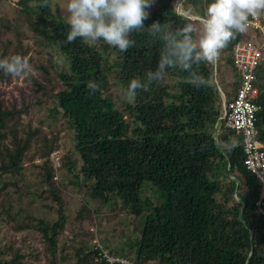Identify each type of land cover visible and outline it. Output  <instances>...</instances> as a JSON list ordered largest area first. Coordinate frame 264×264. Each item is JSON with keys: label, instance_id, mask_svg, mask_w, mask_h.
Returning a JSON list of instances; mask_svg holds the SVG:
<instances>
[{"label": "trees", "instance_id": "trees-1", "mask_svg": "<svg viewBox=\"0 0 264 264\" xmlns=\"http://www.w3.org/2000/svg\"><path fill=\"white\" fill-rule=\"evenodd\" d=\"M184 2L187 9L200 5L202 9L192 10L193 16L203 15L205 0ZM50 3L48 0L44 6V0H17L15 4L29 30L65 60L63 70L54 76L40 65L39 79L31 81L33 91L51 102L50 117L61 113L68 122L81 161L77 171L69 167L76 183H90L87 189L92 198L105 204L117 200L140 220V235L130 247L135 262L264 264V217L255 204L259 182L244 167L241 138L222 125L215 132L221 116L220 94L213 82L218 59L216 70L214 62L194 65L206 84L197 87L187 72L168 69L165 79L171 83L165 79L153 82L148 91H138L134 103H124L119 109L104 95L111 75L108 66L118 64L112 75L122 88L133 78L143 80L147 70L156 68L162 41L140 31L130 35L135 44L126 52L103 41L94 46L81 38L67 43L68 25L50 10ZM173 5L174 0H160L144 21L145 27L156 21L173 30L187 22L198 24L195 19L186 21ZM250 38L247 30L236 33L219 54L232 68L234 90L238 81L230 51L236 42ZM255 74L261 106L256 127L264 142V66ZM88 81H95L100 90L90 94ZM15 112L19 111L0 105V142ZM9 133L11 148L0 150L1 174L19 171L28 146V139L20 142L13 130ZM231 135L238 140L234 145ZM227 178L231 181L224 188L223 179ZM148 188L157 192V201L146 195ZM51 191L59 206L57 221L52 224L43 220L28 223L20 218L21 210L13 211L1 203L0 216L14 232L38 231L47 248L48 264H58L56 236L65 216L59 195L54 188ZM2 253L0 264H29L18 248ZM94 259L95 250L88 249L75 264H104Z\"/></svg>", "mask_w": 264, "mask_h": 264}, {"label": "rangeland", "instance_id": "rangeland-1", "mask_svg": "<svg viewBox=\"0 0 264 264\" xmlns=\"http://www.w3.org/2000/svg\"><path fill=\"white\" fill-rule=\"evenodd\" d=\"M16 1L0 0V58L19 54L27 57L36 69L33 79H39L40 65L49 69L54 76L63 70L64 58L29 30L25 18L18 13ZM159 1L155 0L153 6L146 11L151 13L155 10ZM61 3L62 0H51L50 10L63 17ZM183 6L186 7L184 0ZM189 9L202 8L197 5V8L192 6ZM175 10L178 12V9ZM196 17L192 16L190 19L197 20ZM218 63L219 68L216 74H213V82L216 87L219 86L225 100L229 101L235 93L231 87L235 76L232 68L220 56ZM118 67L116 63L108 66L111 75L107 79L104 95L108 96L116 107L122 109L124 103L116 94V90L122 87L112 75ZM0 76L4 77L0 80L1 107L19 111L6 123L8 130L4 132L5 138L0 142V150L3 147L11 148L12 135L9 131L13 130L20 142L28 139L19 171L0 173V189L3 188L0 192V203L5 207L11 206L13 211L21 210L20 218L28 223L36 224L37 221L43 220L52 224L57 221L59 210L51 193V188H54L61 199L65 216L64 225L56 236L55 259L58 264H75L88 249H93L95 241L109 252L135 261L134 250H130V247L133 240L140 235V220L127 213L117 200L105 204L92 198L87 189L90 183H76L69 167L73 166L77 171L81 161L66 118L61 113L50 117L51 102H46L44 97H38L33 91L32 82L13 79L3 73H0ZM165 81L172 82L169 78ZM219 97L217 104L222 114L223 99L221 95ZM230 140L232 145L238 141L234 135L230 136ZM223 146L228 149L231 147L227 143H223ZM230 181L231 178L223 179L224 188ZM146 195L157 201L158 195L154 189L148 188ZM10 247L20 249L29 264H48L47 248L40 233L35 229L14 232L4 216H0V255ZM4 257L5 255L2 258ZM145 264L166 263L151 261Z\"/></svg>", "mask_w": 264, "mask_h": 264}, {"label": "clouds", "instance_id": "clouds-1", "mask_svg": "<svg viewBox=\"0 0 264 264\" xmlns=\"http://www.w3.org/2000/svg\"><path fill=\"white\" fill-rule=\"evenodd\" d=\"M155 0H62L60 9L68 25L67 43L77 38L90 46L100 41L126 52L135 41L130 39L133 32L146 31L162 41L159 60L155 70H147L142 80L131 79L126 87L116 90L123 103H134L138 91H148L153 82H160L167 76L168 69L179 68L188 73L189 81L199 87L207 83L203 76L194 70L201 62L213 63L236 33L247 30L249 17H258L264 12V0H205L203 15L197 16L198 24L184 23L172 29L158 21L145 27L150 9ZM48 6V0H44ZM179 14L190 21L191 9L183 6V0L173 5ZM0 73L13 79L28 80L36 75V69L27 57L13 54L0 58ZM90 94L100 90L95 81H88ZM218 146L220 142L217 141ZM264 179V174H257Z\"/></svg>", "mask_w": 264, "mask_h": 264}, {"label": "built area", "instance_id": "built-area-1", "mask_svg": "<svg viewBox=\"0 0 264 264\" xmlns=\"http://www.w3.org/2000/svg\"><path fill=\"white\" fill-rule=\"evenodd\" d=\"M247 31L251 38L236 42L230 51L232 66L236 72L238 87L234 96L223 99L224 111L215 125L218 132L220 125L231 130L241 138L243 164L246 170L259 182L260 191L256 201L259 213L264 217V179L257 174H264V142L260 141L256 127V116L261 111L257 103L259 89L255 71L264 66V12L258 17H249ZM216 70V61L214 62ZM95 262L104 264H138L129 258L109 252L98 241L94 242Z\"/></svg>", "mask_w": 264, "mask_h": 264}]
</instances>
